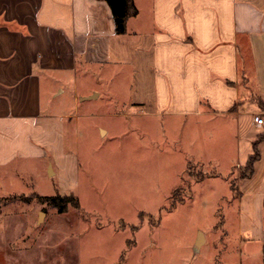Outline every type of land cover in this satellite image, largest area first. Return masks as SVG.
<instances>
[{
  "label": "crops",
  "instance_id": "crops-1",
  "mask_svg": "<svg viewBox=\"0 0 264 264\" xmlns=\"http://www.w3.org/2000/svg\"><path fill=\"white\" fill-rule=\"evenodd\" d=\"M133 1L137 15L119 36L104 0H0V195L16 188L18 167L29 161L47 159V177L78 169L67 139V126L76 118L49 110L57 97L53 90L45 99L44 92L69 82L76 87L79 72L92 69L120 81L130 77L133 97L127 103L155 121L180 123L189 141L223 147L233 130L235 168L246 166L264 134L254 122L264 113V0ZM91 94L82 100L100 97L97 89ZM76 134L72 127L70 137ZM258 150L253 176H240L232 185L239 211L237 250L232 257L225 246L214 264L234 259L264 264V141ZM192 156L205 162L203 153ZM188 198L194 200L193 194ZM220 241L208 240L197 228L187 262Z\"/></svg>",
  "mask_w": 264,
  "mask_h": 264
},
{
  "label": "rangeland",
  "instance_id": "rangeland-1",
  "mask_svg": "<svg viewBox=\"0 0 264 264\" xmlns=\"http://www.w3.org/2000/svg\"><path fill=\"white\" fill-rule=\"evenodd\" d=\"M91 72H79L76 87L69 82L45 88V99L53 90L57 97L49 110L76 118L67 126V139L78 169L47 177V159L18 167L16 188L0 195L18 194L0 202V264H207L213 257L221 260L225 246L233 257L239 211L232 185L242 173L235 168L236 132H227L223 147L189 141L180 123L155 121L127 103L133 97L130 77L120 81ZM93 89L100 97L83 101L95 95ZM196 152L205 155L203 164L192 156ZM34 194H73L80 209L70 206L59 214ZM182 200L187 202L177 204ZM197 228L208 240L229 235L190 263Z\"/></svg>",
  "mask_w": 264,
  "mask_h": 264
},
{
  "label": "trees",
  "instance_id": "trees-1",
  "mask_svg": "<svg viewBox=\"0 0 264 264\" xmlns=\"http://www.w3.org/2000/svg\"><path fill=\"white\" fill-rule=\"evenodd\" d=\"M104 1H106V3L111 9L115 24V33L119 36L125 35L127 32L128 19L137 15V9L135 7L134 1L133 0H104ZM261 105L264 108V104ZM262 141H264V134L259 136L257 142L254 144L253 155L249 158L246 166L242 168V173H241L242 179L250 178L253 176L255 164L260 159L258 146ZM32 198L36 199L40 203L47 204L49 207L55 208L59 214L66 213L70 206L75 208L76 210L80 209L79 200L73 194L70 195L57 194L55 196H50V197H43L34 194ZM13 199H16V197H13ZM24 199H26L27 201L30 200V198H24ZM8 201L9 199L5 198V202Z\"/></svg>",
  "mask_w": 264,
  "mask_h": 264
},
{
  "label": "built area",
  "instance_id": "built-area-1",
  "mask_svg": "<svg viewBox=\"0 0 264 264\" xmlns=\"http://www.w3.org/2000/svg\"><path fill=\"white\" fill-rule=\"evenodd\" d=\"M254 122L257 127L262 128L264 130V113L257 115L254 118Z\"/></svg>",
  "mask_w": 264,
  "mask_h": 264
},
{
  "label": "water",
  "instance_id": "water-1",
  "mask_svg": "<svg viewBox=\"0 0 264 264\" xmlns=\"http://www.w3.org/2000/svg\"><path fill=\"white\" fill-rule=\"evenodd\" d=\"M43 216V214L41 215ZM201 241H202V236L201 234L199 235V238H198V242H197V246L199 247L201 245Z\"/></svg>",
  "mask_w": 264,
  "mask_h": 264
}]
</instances>
